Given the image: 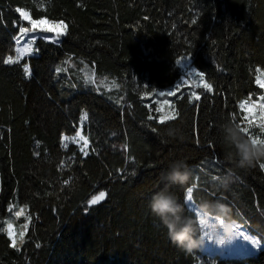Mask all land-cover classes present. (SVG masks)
I'll list each match as a JSON object with an SVG mask.
<instances>
[{"label":"trees","instance_id":"1","mask_svg":"<svg viewBox=\"0 0 264 264\" xmlns=\"http://www.w3.org/2000/svg\"><path fill=\"white\" fill-rule=\"evenodd\" d=\"M17 8L63 21L66 31L57 41L38 37L37 54L3 63L29 25ZM183 55L211 90L179 88L175 118L161 122L152 94L178 82ZM86 63L89 84L73 73ZM61 65L73 75L58 74ZM257 66L264 68V0H0V264H264V247L241 256L187 252L149 208L164 187L161 172L177 159L190 179L168 190L186 216L198 217L186 200L196 174L222 177L229 168L239 177L233 192L251 210L264 208V158L236 168L222 134L228 123L248 126L238 102L263 93ZM79 127L87 153L62 143ZM249 131L264 136L255 124ZM100 192L105 198L89 204ZM14 200L31 215L15 248L3 228Z\"/></svg>","mask_w":264,"mask_h":264},{"label":"rangeland","instance_id":"2","mask_svg":"<svg viewBox=\"0 0 264 264\" xmlns=\"http://www.w3.org/2000/svg\"><path fill=\"white\" fill-rule=\"evenodd\" d=\"M43 19L50 22L49 25H47L48 27L59 24L61 22L50 21L46 18ZM63 24L66 26L65 22H63ZM31 27L32 25L29 22L28 26H23L22 28ZM21 29L19 34L16 36L15 53L11 56L15 61L21 60L23 57L29 56L31 54H37L35 40L38 37H44L49 40L57 41L61 39L62 35L66 31V27L62 33L58 31H44L43 29L38 28L35 31H29L25 34L21 32ZM180 58H184V65L183 67L180 66L182 69V76L178 80V82L171 87L155 89V92L152 94L153 101L157 102L158 109L160 111V118H163V120L167 119V117L174 116L175 114L174 109L172 108L173 103L171 99V96L175 91H177L181 87H195L210 84L204 76L201 77L199 75V73L201 72L193 65L192 56L183 55L178 59ZM26 67L28 68L27 74L29 75L31 73L30 67L29 65H26ZM64 72H67L70 77L74 73L77 78L85 80V82L88 84L93 83L95 80L93 67L89 63L85 64L82 73H72V71L66 65L57 67L58 74H64ZM258 77L261 81H264V68H262L261 66L256 67V82ZM96 83L98 84L97 81ZM73 85L74 87H76L74 83ZM262 88V94L256 97L252 96L244 98L238 102L239 109L241 110L239 118L240 123L248 124V121L244 120V117L249 116L252 124L258 126L257 122L264 118L262 117L261 109L259 107L261 103H264V101L260 100V97L264 96V87ZM242 101L249 102L248 111H245L241 108ZM86 119V110H83L81 114L80 126L83 125ZM259 138L264 139V136H259ZM85 139L87 140L86 145ZM62 143L64 145H67L68 143H75L84 153H87L90 150V142L87 136L83 133L81 127H79L78 131L73 135L63 134ZM215 177H217V175H205L204 177L203 175L201 176L197 173L195 184L192 185V187L194 188L193 199L191 201H188L186 198L188 205L196 211L198 217L202 216L200 206L204 201L221 203V198H225V200L229 201V205L232 206H227V208L229 209L228 214L220 217L219 219H217L215 215H210L204 218V224H200L201 237L203 238V244L200 247L209 255L219 254L220 256H241L250 253H258L260 249L264 247V220H262L261 218V216L264 217V208L258 205L256 207V211L251 210L242 202V199L238 195V192H233L234 190H236L235 188L233 189V187H229L228 189H224L220 187L219 179H214ZM201 180L203 181V185H200L202 183ZM199 185L203 187H201V189H197ZM235 186L239 188L238 185ZM18 212H21L22 214L18 216ZM7 213L8 214L4 220L5 224L3 228L8 234V225L9 223L11 224V231L18 244L22 241L30 225L31 215L29 214L26 205L19 203L17 200H14L10 203ZM1 220L3 221V218ZM250 227L255 229L257 232H253ZM21 233H23L22 238L20 236ZM205 233L215 237L217 241L224 240L225 243H213L212 240H209L205 237ZM240 235H249L252 239L259 240L261 246H253L251 240H244L239 237Z\"/></svg>","mask_w":264,"mask_h":264},{"label":"clouds","instance_id":"3","mask_svg":"<svg viewBox=\"0 0 264 264\" xmlns=\"http://www.w3.org/2000/svg\"><path fill=\"white\" fill-rule=\"evenodd\" d=\"M168 136H175L176 132L169 129ZM223 139L226 144L234 149V153L227 155L228 160H234L235 167L246 169L264 158V144H253L252 140L241 132L238 124L228 123L223 126ZM189 166L182 159L173 160L167 170L162 171L160 179L165 182L164 187L153 194L149 208L159 218L168 230V236L177 247L192 252L203 244V238L197 236L198 224L204 218L215 215L217 219L228 214L229 209L220 202L204 201L201 206L202 216L195 220L184 214L185 210L177 197L168 189L172 185H185L190 179ZM234 169L229 168L219 178L220 187L228 189L232 183L238 180Z\"/></svg>","mask_w":264,"mask_h":264},{"label":"snow or ice","instance_id":"4","mask_svg":"<svg viewBox=\"0 0 264 264\" xmlns=\"http://www.w3.org/2000/svg\"><path fill=\"white\" fill-rule=\"evenodd\" d=\"M17 12L20 13L21 17L24 19V20H27L30 22V24L32 25L31 28H22L21 29V32L22 33H27L29 31H35L36 29H43L44 31H49V32H60L62 33L64 30H65V25L63 24V22L61 21L59 24H56V25H53L51 27H48L47 25H49V21L47 20H44V19H40V20H32L31 17H30V14L28 11H25L23 9H20V8H17L16 9ZM15 60L13 59V57L9 56L7 57L6 59L3 60V63H14ZM176 64L178 66H181L183 67L184 65V58H180L176 61ZM26 73L28 72V69L26 68L25 69ZM187 75V73H186ZM199 75L202 77L203 76V73H199ZM257 83L260 84L261 87H264V81H261L259 79V77L257 78ZM205 88H207L208 90H211V85L210 84H205L204 85ZM193 95L195 96V93H193ZM198 99V97H196ZM260 100L261 101H264V96H261L260 97ZM260 109H261V113H262V117H264V103H261L259 105ZM241 108L244 109L245 111H248V108H249V102L248 101H242L241 102ZM168 119H174L175 116H170V117H167ZM233 121H235L236 117L233 116ZM244 120L248 121V126L247 127H244L242 126L241 124H238L240 126V130L242 133L244 134H247V137L250 138L253 142V144H264V139H260L259 138V135H257L256 137H253L252 134L250 133L249 129L250 127L252 126V122L251 120L249 119V116H245L244 117ZM161 122H163V118L161 119ZM258 123V126H259V129H260V133L261 134H264V118H262L260 121L257 122ZM79 135V133H78ZM87 144V140L85 139V145ZM259 166L261 168H264V163H260ZM214 179H219V177H215ZM67 183V182H66ZM193 192H194V188L192 186H189L187 187L186 189V194H187V200L188 201H191L193 199ZM105 198V192H100L98 196H93L91 200L88 201L89 204L91 205H95L97 204L99 201L103 200ZM22 213L21 212H18L17 215H21ZM204 224V221H201V225ZM9 227V231H8V235L10 238H12V247H17L18 244H17V240L16 238L13 236V233L11 231V224L9 223L8 225ZM21 238L23 236V233L20 234ZM205 237L209 240H212L213 243H219V244H224L225 241L224 240H219L217 241L215 239V237L211 236V235H208L207 233H205ZM239 237H241L242 239L244 240H251L252 242V245L255 246V247H260L261 244H260V241L257 240V239H252L249 235H240ZM22 242V241H21Z\"/></svg>","mask_w":264,"mask_h":264},{"label":"crops","instance_id":"5","mask_svg":"<svg viewBox=\"0 0 264 264\" xmlns=\"http://www.w3.org/2000/svg\"><path fill=\"white\" fill-rule=\"evenodd\" d=\"M261 218H262V220H264V217H262L261 216ZM251 228V227H250ZM251 230L253 231V232H257L255 229H253V228H251Z\"/></svg>","mask_w":264,"mask_h":264}]
</instances>
